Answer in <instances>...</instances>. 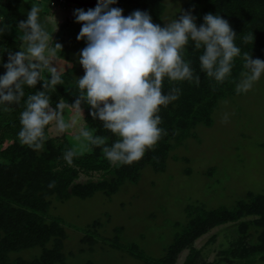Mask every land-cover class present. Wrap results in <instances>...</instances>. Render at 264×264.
Segmentation results:
<instances>
[{"label": "trees", "instance_id": "obj_1", "mask_svg": "<svg viewBox=\"0 0 264 264\" xmlns=\"http://www.w3.org/2000/svg\"><path fill=\"white\" fill-rule=\"evenodd\" d=\"M22 1L0 0V25L7 26L0 34V62L7 63L9 53L19 51L23 46V30L18 28V24L27 19L30 9L23 8ZM68 1L79 8H94L98 3L86 7ZM77 1L90 3L96 0ZM36 2L40 8L41 23L57 13L56 7L50 3ZM112 7L122 8L125 16L135 10L147 11L154 23L161 26L167 23L164 19L165 0H123V3L119 0ZM182 11L191 12L196 17L197 26L203 23L205 14H220L237 34L235 43L242 53L248 52L253 58L264 60V0H187ZM69 19L63 27H67ZM249 36L252 39L246 40L245 37ZM202 53L203 48L195 49L192 42L183 53V58L190 62L193 69V81L164 79L163 91L167 93L171 88L178 87L181 90L179 99L167 107H161L160 127L165 129V134L146 151L142 159L130 165L110 163L103 154V145L96 146L86 138H77L79 133L73 131L76 123L83 122L84 129L93 136L103 137L107 145L117 139L103 127L101 121L92 118L86 103H82L79 110L71 106L80 94L76 83L78 77L75 75L78 68L76 61L71 69L60 71L61 85L45 90L53 107L60 99L64 100L66 108L63 118L72 126L62 135L52 134L54 122L46 126L42 149L33 150L22 145L17 134L21 128L20 113L25 110L27 96L43 91V81L35 87L24 85L25 95L20 102L7 105V110H0V264H66L63 248L67 233L63 220L50 214L52 197L66 201L73 196L89 198L99 191L110 197L125 183L138 182L147 166H152L157 172L165 171L174 149L188 138L196 137L199 125L210 127L213 124V115L220 102L241 94L236 92L235 85L247 69L244 68L243 56L236 57L231 75L223 83H217L201 71L199 56ZM65 57L68 59V54ZM5 71L3 64H0V74ZM49 76L47 69H44L42 77L48 79ZM196 76L200 77L198 85L195 83ZM67 149L74 152L72 165H68L63 158ZM52 181L55 182L54 187H49ZM186 213L188 221L162 256H147L136 246L127 248L128 252L142 260L143 264H177L184 251L188 253L182 264H253L264 261L263 194L250 193L233 207L210 209L202 204H189ZM227 224H235L229 247L222 250L220 258L207 262L202 249L196 247L197 240ZM97 225L98 222H95L88 228L81 239L83 244L89 241L94 246L98 243L93 236L98 233ZM212 239L215 240L216 236ZM110 244L121 246L119 238L113 239ZM35 247H40L42 251L31 259L13 255Z\"/></svg>", "mask_w": 264, "mask_h": 264}, {"label": "clouds", "instance_id": "obj_2", "mask_svg": "<svg viewBox=\"0 0 264 264\" xmlns=\"http://www.w3.org/2000/svg\"><path fill=\"white\" fill-rule=\"evenodd\" d=\"M117 3L118 0H98L94 8L74 10L75 21L81 23L77 40H85L86 46L79 53L84 69L76 81L80 94L71 104L79 110L86 103L92 118L117 137L107 145L103 137L93 136L84 128L77 137L103 145V154L112 164L139 161L165 134L159 112L161 107L178 100L181 90L173 87L165 93L162 84L165 78L193 81L190 62L183 58L189 42L195 49L203 48L199 56L201 71L217 83L231 75L235 58L243 56L247 71L236 82L237 93L247 92L264 75V60L242 53L235 43L237 34L220 14H205L203 23L197 26L196 17L184 12L161 26L147 11L135 10L125 16L122 8L112 7ZM39 14V6L33 3L27 19L18 24L23 30V46L9 53L7 63L0 62L6 69L0 74V110L20 102L25 95L24 85L35 87L43 81V91L28 95L25 110L20 113L19 142L33 150L42 149L46 126L54 122L59 132L72 126L63 118L64 100L53 107L45 91L62 84L60 70L52 60L57 50H62V44L53 43ZM6 27L0 25V34ZM44 69L50 74L48 79L42 77ZM199 82L196 76L195 83ZM73 157L71 149L63 154L68 165H72ZM54 184L52 181L48 186Z\"/></svg>", "mask_w": 264, "mask_h": 264}, {"label": "rangeland", "instance_id": "obj_3", "mask_svg": "<svg viewBox=\"0 0 264 264\" xmlns=\"http://www.w3.org/2000/svg\"><path fill=\"white\" fill-rule=\"evenodd\" d=\"M22 2L25 9L37 4L35 0ZM186 2L165 0V21L179 18ZM56 11L42 23L53 43L62 44L53 63L60 71H67L76 61L75 75L83 76L79 53L86 41L77 40L81 23L75 21L73 10ZM67 18L70 23L65 28ZM213 120L210 127L199 125L196 137L171 152L163 172L147 166L138 182L125 183L110 197L101 191L89 198L73 196L66 201L52 197L50 214L63 220L67 233L63 248L66 264H143L127 248L136 246L147 256H162L188 221L189 204L210 209L233 207L250 193L264 195V75L247 92L222 100ZM76 125L73 131L80 133L84 123ZM51 132L63 134L54 125ZM95 222L98 233L93 236L98 243L83 244L81 239ZM234 231L235 224L217 227L198 239L196 247L202 249L207 262H214L229 247ZM115 238L121 246L110 244ZM41 251L35 247L13 255L31 259ZM187 253L180 255L177 264L183 263Z\"/></svg>", "mask_w": 264, "mask_h": 264}, {"label": "built area", "instance_id": "obj_4", "mask_svg": "<svg viewBox=\"0 0 264 264\" xmlns=\"http://www.w3.org/2000/svg\"><path fill=\"white\" fill-rule=\"evenodd\" d=\"M39 2H46L50 3L51 6L56 7V9H63V10H74L78 9L79 7H74L72 2H69L68 0H35ZM58 2V4H57Z\"/></svg>", "mask_w": 264, "mask_h": 264}, {"label": "water", "instance_id": "obj_5", "mask_svg": "<svg viewBox=\"0 0 264 264\" xmlns=\"http://www.w3.org/2000/svg\"><path fill=\"white\" fill-rule=\"evenodd\" d=\"M72 1L75 2V3H77V4H80V5H85L86 7H89L91 5H95L98 2V0L92 1L90 3H83V2L77 1V0H72Z\"/></svg>", "mask_w": 264, "mask_h": 264}]
</instances>
